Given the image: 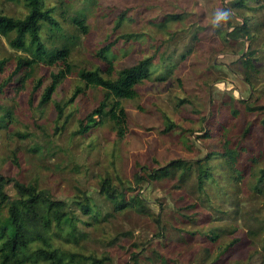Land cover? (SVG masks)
<instances>
[{
    "label": "rangeland",
    "instance_id": "rangeland-1",
    "mask_svg": "<svg viewBox=\"0 0 264 264\" xmlns=\"http://www.w3.org/2000/svg\"><path fill=\"white\" fill-rule=\"evenodd\" d=\"M47 3L57 5L55 15L63 26L62 31H45L48 48L64 43L63 32L74 43L73 71L54 68L63 71L54 100L66 102L72 96L83 83L79 75L83 69L100 67L106 77L118 76L109 73L106 59L98 54L109 41L118 40L109 53L116 69L145 55H156V60L171 55L174 65L168 80L146 81L138 88V97L123 99L126 124L107 120L87 134L76 133L78 119L100 101L99 89L89 88L68 103L61 118L53 101L39 105L38 91L31 97L39 78L46 76L45 83L49 81L53 69L48 66L36 68L24 91L13 86L0 93V104L7 109L0 114L9 111L6 122L0 123V170L65 200L80 230L88 234L77 242L68 241L54 222L50 248L59 250L60 261L36 253L40 247L48 248L36 241L10 263L93 264V256L108 255L107 264H264V183L257 186L264 168V109H250L264 105V0ZM125 9H129L127 18L114 30ZM0 10L13 17L27 14L23 0H0ZM218 13H226V19L217 20ZM78 14L85 17L88 33L74 24ZM175 14L177 18H169ZM236 26L241 28L232 34ZM123 33L135 37L118 39ZM20 53L0 35V59H8L0 83ZM165 115L178 125L170 132L165 131ZM215 120L225 124L224 134L205 138V128H212ZM227 145L238 150L240 180L233 177L230 159L221 153ZM175 158L204 159L212 174L206 193L198 191L193 169L184 180L170 176L135 181L139 164L152 168ZM105 176L126 197L140 193L151 213L115 210L100 188ZM123 181H131V188ZM6 188L11 198L18 197L14 182ZM83 203L101 215L99 222L83 212ZM7 210L0 215L6 217ZM218 227L221 235L214 239L210 229L217 232ZM233 239L235 244L224 252Z\"/></svg>",
    "mask_w": 264,
    "mask_h": 264
},
{
    "label": "trees",
    "instance_id": "trees-1",
    "mask_svg": "<svg viewBox=\"0 0 264 264\" xmlns=\"http://www.w3.org/2000/svg\"><path fill=\"white\" fill-rule=\"evenodd\" d=\"M23 2L27 8V14L24 17H13L0 10V35L6 36L14 48L23 52L16 56L13 69L0 83V93H4L6 89L13 90L15 87L17 92L24 91L27 83L34 77L36 68L41 64L53 70L50 72L47 83H45L46 76H42L36 81L31 91V97L34 98L39 92V105L41 106L53 101L59 118L64 115L66 105L74 102L87 89L101 90L102 98L97 105L85 116L78 119L76 133L87 134L94 125L104 123L107 120H117L126 124L128 112L123 105V99L138 97V88L146 81H166L172 73L174 64L171 55H161L158 60H156V55H145L133 65L116 69L112 57L109 55L118 41L116 39L105 44L98 53L102 58L106 59L109 73L118 74L116 78L106 77L100 67L83 69L79 73L83 83L76 86L72 96L66 102L54 100L59 80L63 76L62 70L55 71L54 68L63 66L65 71H73L70 57L74 43L63 32L64 43L61 46L48 48L43 37L45 31L63 30V26L55 15L57 5L49 6L47 0H23ZM58 2L65 3V0H58ZM128 14L129 9H125L119 14L114 30L121 27ZM170 17L177 18L178 16L175 14ZM85 21V17L82 14H78L73 18L74 24L79 26L82 32L88 33L89 27ZM240 28L236 26L232 34L238 33ZM133 37H135V33H123L118 39L131 40ZM182 57L185 56L182 55ZM247 61L249 65H252L250 59ZM7 64V58L0 59V74L5 73ZM41 88H43L42 91L40 90ZM186 101V99L181 100V102ZM250 109H264V105L250 106ZM6 110L0 104V112ZM7 113L9 114V111L3 113V115L0 114V123L6 122L4 117L7 116ZM203 120L208 119L204 116ZM164 121L166 125L165 131L167 132L174 130L178 126L168 115L164 116ZM213 122L215 125L212 128L210 125L205 128L207 129L204 134L205 138H210L215 133L224 134L223 131L226 130L225 124L219 120L211 121V123ZM262 123L264 125V118ZM221 153L230 159V170L232 173L234 172L232 174L233 177L240 180L242 178V170L238 166L237 148H230L227 145L224 152ZM204 159H207V157ZM204 159L193 161L175 158L164 165L152 168L146 164H139V170L135 173L134 178L137 183L170 176H179V180H184L187 171L193 169L198 191L200 194H204L206 193L207 180L212 179V174L209 167L205 165ZM251 159L256 160L257 157ZM154 161L156 162L157 160L155 159ZM156 163L159 162L157 161ZM12 182H14V186L18 190L17 198H11L6 188ZM122 183L123 185L129 184L131 188V181H123ZM263 183L264 168H261L257 180L258 188ZM100 188L105 196L112 201L115 210L118 212L136 210L139 213H151L149 206L146 205V199L140 193L126 197V194L120 192L113 184L110 176H105L102 179ZM6 207H8L7 216L3 217L0 215V264H11L10 260L14 256L23 254L36 241H40L48 247H40L36 250V253L41 254L46 259L60 261L59 250L50 248L49 235L54 222L62 230V237L68 241L77 242L80 238L88 236L87 233L80 230L78 220L69 211L68 203L65 200L55 198L49 191L39 190L36 185L8 177L0 170V214ZM81 209L83 212L91 214V217L96 222L101 220V215L93 211L94 209L87 204H81ZM215 229H218L217 232L214 229H210L212 234L209 233V235H212L211 237H214V239H218L221 235L219 232L221 227ZM235 242L236 240L233 239L223 251L225 252L232 247ZM206 251L208 256H210V250L206 249ZM221 255V252L217 253L215 259H219ZM134 256L136 255L134 254ZM91 260L93 264H107L111 257L108 255L103 258L93 256ZM135 264H137L136 261Z\"/></svg>",
    "mask_w": 264,
    "mask_h": 264
},
{
    "label": "clouds",
    "instance_id": "clouds-1",
    "mask_svg": "<svg viewBox=\"0 0 264 264\" xmlns=\"http://www.w3.org/2000/svg\"><path fill=\"white\" fill-rule=\"evenodd\" d=\"M226 17H227L226 13H218L216 19L222 20V19H226Z\"/></svg>",
    "mask_w": 264,
    "mask_h": 264
}]
</instances>
